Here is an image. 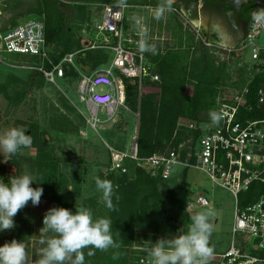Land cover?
<instances>
[{"label": "built area", "instance_id": "built-area-1", "mask_svg": "<svg viewBox=\"0 0 264 264\" xmlns=\"http://www.w3.org/2000/svg\"><path fill=\"white\" fill-rule=\"evenodd\" d=\"M89 6L92 7V14L81 29L82 48L65 54L59 61L53 62L50 58L44 24L34 18L24 20L7 31L0 29V55L5 53L36 58L38 63L30 69L51 84H55V78L63 79L64 68L70 67L79 77V98L94 119L99 110L113 116L124 105V80L137 85L138 96L147 84L159 81L147 57L150 51H142L139 47L143 29H147V43L151 42L144 14L157 9L113 1L91 3ZM2 15L0 9V18ZM261 35L264 37V16L254 18L252 15L244 38L234 48L205 42L195 28L197 42L210 50L216 59L215 64L225 63L228 67L230 79L218 87L215 97L214 111L222 116L218 124L212 122L210 115L200 121L180 118L174 137L180 129H184L186 139L165 154L138 157L136 143L130 146L128 153L109 149L107 172L126 173V162L132 161L150 178L169 180L175 174L176 167H180L181 173L192 168L205 174L212 184L231 196L233 213L229 245L222 251H214L209 264H264V188L262 191L258 189L260 194L256 200L245 206L240 203V194L252 184L258 183L264 187V118L247 117L253 102L264 104V88L254 93L253 101L247 88L254 73L258 72V64L264 62L261 59L264 48L258 44ZM89 51H100L107 56V60L93 71L86 72L80 66L79 59ZM243 53L251 61L250 65L244 66L241 62ZM241 80L245 83L241 84ZM98 87L105 90L97 91ZM190 131L195 133L190 134ZM209 206L204 192L193 193L187 204L188 209ZM140 264H149V257H143Z\"/></svg>", "mask_w": 264, "mask_h": 264}, {"label": "rangeland", "instance_id": "rangeland-1", "mask_svg": "<svg viewBox=\"0 0 264 264\" xmlns=\"http://www.w3.org/2000/svg\"><path fill=\"white\" fill-rule=\"evenodd\" d=\"M121 1L140 3L144 0ZM145 3L142 5L149 6L151 9L164 7L159 19L156 18L157 11L144 14L148 21L151 40L149 45L154 48V52L150 51V56L162 57L170 52L172 57H176L181 50L196 45L194 51H184L187 52L188 57L185 58L186 55L183 54L174 60L178 67L180 65L189 66L192 58L204 50L203 45L196 40L194 26L181 18L175 5H173L175 8L169 6L172 4L170 0H146ZM36 8L37 5L33 4L32 0H2L0 4L3 13L0 18L1 31L10 30L31 18L42 21V16L34 13ZM77 35L82 40L81 31H77ZM258 44L264 48L263 35L260 36ZM240 60L244 66L251 64L246 53L242 54ZM37 63L36 58L28 56L5 53L0 55V87L25 92L23 100L15 106H9L0 93V133L12 127H22L27 129L28 135L31 131L35 134L34 139L31 137V145L22 148L11 157V160L0 155V168L6 167L7 172L11 171L17 175H30L34 180L31 185L33 188L40 184L53 185L59 197L54 203L41 200L38 206L32 205L29 201L27 206L21 210L22 218L26 221L21 233V242L26 246L28 264H32L33 260L40 257L45 247L41 241L54 235L51 232L40 231L43 227L44 215L49 209L64 207L75 213L76 207H85L91 210L94 220L107 218L103 195L97 189L95 180L97 177L104 180L103 177L107 175L110 148L128 153L130 146L137 144L139 127V109L137 107L133 110L127 102L119 107L113 116L105 110H99L92 119V113L80 100L77 92L78 76L76 78H55V84L46 82L39 87L38 77L36 75L33 77L35 73L30 69ZM184 72L185 84H183L182 93L183 96L191 99L194 86L189 80L193 72L188 69ZM145 88L144 94L147 89L152 90L154 86L147 84ZM96 90L101 91L105 88L98 87ZM141 95L138 96V100ZM185 135L182 139H186ZM5 160L8 161L5 162ZM179 169L180 167H176L175 174L172 175V184L182 177ZM186 179L194 194L204 192L210 202L209 207L187 208V212L192 215L208 210L213 212L210 217L213 225L212 245L214 251L224 250L229 245V232L232 224L233 200L231 196L212 184L205 174L196 169L186 170ZM69 188L73 191L68 190ZM164 211L160 213L162 232L170 228L168 221L171 214ZM10 234L11 230L0 231V235ZM155 234L145 230L133 231L129 235L128 250L110 247L104 252L109 254L113 249L115 258H118L120 254L122 262L131 264L133 261L134 264H140V260L147 255L142 249L151 248L158 239L162 238ZM3 243L4 241L0 239V246ZM66 264H70V261Z\"/></svg>", "mask_w": 264, "mask_h": 264}, {"label": "trees", "instance_id": "trees-1", "mask_svg": "<svg viewBox=\"0 0 264 264\" xmlns=\"http://www.w3.org/2000/svg\"><path fill=\"white\" fill-rule=\"evenodd\" d=\"M110 1L125 3L121 0H32V3L37 5L34 13L43 18L46 49L53 62L59 61L65 54L82 48L77 31H81L83 24L89 21L91 17L92 7L89 4ZM145 1L140 3L127 2L125 4L142 5L146 4ZM173 5L169 4L170 7H174ZM248 9L249 19H251L255 10L251 6ZM203 49L198 56L192 58L193 60L187 67L182 65L178 67L174 60L183 54L186 55L185 58L188 57L187 52L184 51L189 52V48L181 50L176 57H172L170 52L162 57H154L148 54V60L153 64L152 71L159 76V81L148 84L154 88L152 90L147 89L145 94L142 92L139 100L137 85L124 80L125 103L127 102L133 110L137 107L139 109L138 157L165 154L183 142L182 138L186 134L184 129H180L174 137L176 124L180 118L200 121L205 118V115L208 116L214 111L218 87L227 83L230 78L227 65L225 63L216 65V59L209 53V49ZM170 57L171 60H169ZM261 59L264 60L263 55ZM106 60L107 56L100 51H89L81 55L79 64L82 68L86 67L85 71L89 72L104 64ZM257 68L258 72L254 73L247 85L252 101L254 93L259 88H264V62H260ZM187 69L193 72L191 79H188L194 86L191 99L183 96L182 93V87L185 84L184 71ZM34 73L33 77L35 75L38 77L39 87L46 84L41 74ZM76 77L77 74L70 67L64 68V78ZM241 81V84L245 83L244 80ZM0 93L9 106L20 103L25 95L24 90H11L4 87H0ZM251 105L252 109L247 113V117L249 119L264 118V104L260 105L253 102ZM201 112L202 114H200ZM189 133L195 132L190 131ZM30 135L34 139V132L31 131ZM126 164V173L107 172V175L103 177L104 180L111 181L114 186L113 204L115 210H109L106 207L105 214L113 222L111 233L114 241L119 244L118 249L126 251L129 235L133 231H150L164 239L175 237L180 234L182 229L186 232L191 224L190 218L193 216L186 210L189 197L193 194L186 179V171L181 173L182 177L179 181L172 184L171 179L150 178L144 170L135 167L132 161H127ZM48 166L50 165L48 164ZM6 170V167L0 168V174L5 183L12 176H18L16 173ZM38 187H42L44 190L41 200H49L54 203L59 199L53 185L40 184ZM263 188L258 183L252 184L247 191L240 194V203L245 206L247 203L256 200L260 194L258 189L262 191ZM117 196L119 197L118 201ZM162 208L171 214L168 221L170 228L166 227L167 231L165 232H162L160 223V213L164 211ZM14 221L16 226L11 229V234L8 236L0 235L2 241L10 242L13 239L21 241L22 229L26 225V221L22 218V211L14 217ZM162 233L165 235L163 234V236ZM210 246L214 249L213 245ZM89 251H93L94 255L89 256ZM110 251L108 254L98 249L86 248L84 249V264H126L124 261V263L122 262L119 250L118 258H115L113 249ZM132 263L134 264L133 261Z\"/></svg>", "mask_w": 264, "mask_h": 264}, {"label": "clouds", "instance_id": "clouds-1", "mask_svg": "<svg viewBox=\"0 0 264 264\" xmlns=\"http://www.w3.org/2000/svg\"><path fill=\"white\" fill-rule=\"evenodd\" d=\"M163 11V6L157 9V19ZM253 16H264V8L254 12ZM146 35L147 29H143L139 47L142 51L154 52L145 39ZM210 116L214 124L222 119L221 114L215 111ZM26 132L25 128L12 127L0 133V155L11 160L22 148L29 147L32 138ZM33 181L28 174L12 176L7 183L0 179V231L11 230L16 226L14 217L29 201L34 206L39 205L44 190L42 187L33 188ZM95 184L102 192L105 206L115 210L112 182L97 177ZM68 190L73 191L71 188ZM116 199L118 201L119 197ZM212 215L211 210L199 212L191 216V224L186 232L182 229L175 237L158 239L151 248L142 249L149 257V264H209L214 253L210 246ZM112 224L109 218L94 220L91 210L85 207H76L75 213L64 207H53L44 215L40 231L54 235L41 241L45 247L32 264H66L69 261L70 264H84L86 248L106 251L110 247H119L111 233ZM88 255H94V252L89 251ZM0 264H28L25 244L13 239L0 246Z\"/></svg>", "mask_w": 264, "mask_h": 264}, {"label": "flooded vegetation", "instance_id": "flooded-vegetation-1", "mask_svg": "<svg viewBox=\"0 0 264 264\" xmlns=\"http://www.w3.org/2000/svg\"><path fill=\"white\" fill-rule=\"evenodd\" d=\"M178 1L185 3L188 10L191 9L192 13L195 14V18L197 17L198 19L200 17L202 26L206 28L205 30L215 35L219 42L232 46H220L226 48H233L240 43L250 22L248 7L251 6L252 8L254 3L253 1H248L238 9H235L228 0ZM197 30L201 34L199 28ZM195 47L197 46L191 45L188 48L194 51Z\"/></svg>", "mask_w": 264, "mask_h": 264}, {"label": "water", "instance_id": "water-1", "mask_svg": "<svg viewBox=\"0 0 264 264\" xmlns=\"http://www.w3.org/2000/svg\"><path fill=\"white\" fill-rule=\"evenodd\" d=\"M172 3L177 2L178 0H170ZM234 7L235 9H238L241 5L247 3L248 1H253V5H252V9H254V12H257L260 8H262L264 6V0H228ZM180 11L183 13V15L196 27L197 23H198V19L197 17L195 18V14L192 13V10L189 9L187 5H185V3H181L180 5ZM206 28H204V26H202L201 23V18H200V27L199 30L201 32V36L204 39L205 42L208 43H216L218 45L221 46H229L226 45L224 43L219 42L215 35H212L208 32V30H205ZM245 36V34H244ZM244 36L242 37V39L244 38ZM232 47V46H229ZM234 48V47H233ZM5 243V242H4ZM3 243V244H4Z\"/></svg>", "mask_w": 264, "mask_h": 264}, {"label": "crops", "instance_id": "crops-1", "mask_svg": "<svg viewBox=\"0 0 264 264\" xmlns=\"http://www.w3.org/2000/svg\"><path fill=\"white\" fill-rule=\"evenodd\" d=\"M181 3L182 2H179V1H177V2H174V3H172V4H174L175 6H176V8L178 9V12H180V16H181V18L186 22V23H188L189 25H191V26H194L184 15H183V13L180 11V5H181ZM175 6H174V8H175ZM195 27V26H194ZM200 27V17H198V23H197V25H196V27L195 28H199ZM202 37V36H201ZM242 40V39H241ZM212 44H214V45H218V44H216V43H212ZM219 46H221V45H219ZM178 172V171H177Z\"/></svg>", "mask_w": 264, "mask_h": 264}]
</instances>
